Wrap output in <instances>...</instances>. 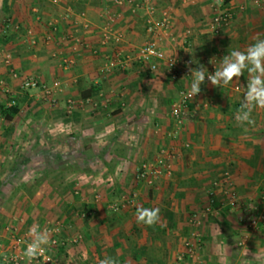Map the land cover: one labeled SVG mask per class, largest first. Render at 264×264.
<instances>
[{
  "label": "crops",
  "instance_id": "0c3cea01",
  "mask_svg": "<svg viewBox=\"0 0 264 264\" xmlns=\"http://www.w3.org/2000/svg\"><path fill=\"white\" fill-rule=\"evenodd\" d=\"M53 1L0 0V51L12 56L8 65L0 58V81L6 84L0 87V106L9 108L15 101L19 107L12 119L0 115V191H21L11 199L0 192V255L10 245L7 228L26 234L34 225L61 223V238L69 243L50 249L53 264H98L106 256L118 264H176L192 231L190 217L198 214L200 254L206 264H264V109L253 110L251 125L241 126L235 118L247 71L239 83L234 78L223 87L205 78L182 135L172 139V105L179 92L190 87L192 76L172 82L165 65L151 73L142 64L101 73L118 52L131 56L156 38L147 29L149 0H138L135 12L114 6L112 0ZM151 2L156 20L164 11L170 14L176 41L164 39L160 45L180 65L191 59L192 68L208 69L205 63L215 58L219 67L231 50L243 51L257 38L264 39V0H231L233 21L219 33L209 29L214 0ZM113 14L117 18L111 22ZM8 22L12 27L7 28ZM106 28L112 35L104 45ZM187 30L194 36L185 41ZM115 35L121 36L119 43ZM64 59L73 61L70 69ZM28 79L47 86L62 82V89L49 98L41 88L23 89ZM86 99L93 102L79 104ZM69 100L76 102L71 114ZM162 148L177 151L179 158L171 176L148 188L136 180L137 170L154 161ZM67 157L78 170L60 176L62 182L71 177V189L60 195L55 191L59 182L53 187L52 177L39 180L61 174ZM79 158L83 160L75 162ZM227 173L241 198L234 209L223 205L219 183ZM77 182L79 196L74 195ZM24 188L38 192L29 196ZM95 193L102 196L100 204L93 201ZM132 193L137 194L135 208L110 210ZM250 201L258 207L256 228L244 221ZM24 205L30 208L21 211ZM139 206L159 207V223H137ZM89 210L96 213L79 216ZM78 234L83 241L73 245L70 240Z\"/></svg>",
  "mask_w": 264,
  "mask_h": 264
},
{
  "label": "built area",
  "instance_id": "2783aa9c",
  "mask_svg": "<svg viewBox=\"0 0 264 264\" xmlns=\"http://www.w3.org/2000/svg\"><path fill=\"white\" fill-rule=\"evenodd\" d=\"M215 15L210 23L209 29L213 33H219L222 29L228 27L233 21V12L229 7V4H226L224 0H214ZM256 4L260 0H254ZM55 4L58 3L57 0L53 1ZM114 6L121 7H130L133 12L139 9L138 0H112ZM146 8L148 12L147 18V29L151 35H154L156 38L144 44L141 48L136 50L131 56H124L123 53L118 52L114 58H110L106 65L101 70V73L106 75L116 71H127L134 64H142L147 66L151 73H157L161 65H165L170 80L172 82H178L181 80H189L191 77V72L189 68L193 67V62L191 59H185L183 64L180 65L174 58H171L167 55L165 49H163L160 43L164 39H168L172 42L176 41L173 24L171 17L168 11L162 13V17L158 20L154 18L156 14V6L152 4L151 0L148 2ZM117 18V15L110 16V21L114 22ZM12 24L8 22L7 28ZM12 27V26H11ZM87 27V25L85 26ZM112 30L106 28L103 34V44L106 45L111 39ZM194 36V31L187 30L185 32V41L190 40ZM50 38V37H49ZM114 41L119 43L121 41L120 35H115ZM0 58L8 65L12 62V56L0 51ZM211 61V60H210ZM207 62L205 65L208 67V72L214 73L215 66L218 67L217 59H215L214 64ZM191 62V63H190ZM63 63L66 68L70 69L73 66V61L64 59ZM207 74V73H206ZM14 78H17L16 73H12ZM207 80V77H206ZM208 81V80H207ZM210 82V81H209ZM0 87L5 88L6 84L4 81H0ZM22 88L32 89V88H41L42 92L47 96H53L55 91H60L62 89V84L60 82H54L51 86L39 85L35 80H25L22 83ZM190 87L182 89L176 100L174 101L171 109V117L174 122V131L170 134L172 139H178L184 130L185 123L190 118V104L196 99L197 96L190 99L187 96V92ZM100 98H103V94L99 95ZM91 99L82 100L79 102L80 105L92 103ZM52 103L55 104L56 100L52 99ZM68 104V113L71 114L73 109L76 106V102L69 100ZM15 101H12L8 104L9 108L15 106ZM96 106V104L94 105ZM190 145L186 144L185 148H189ZM179 158V153L175 150L162 148L154 161L143 163L136 173V180L142 182L148 188H154L157 183L161 181L163 177H169L172 174L175 161ZM222 189V197L224 206L234 209L239 206L241 198L238 195V192L235 188L234 183L231 181L230 175L225 174L224 179L219 183ZM80 183L77 182L75 185L74 195H80ZM137 194L132 193L129 196H123L121 200L111 204L109 206L110 210L114 213H119L128 209L135 208ZM263 201H264V190H263ZM93 201L95 204H100L102 202V196L98 193L94 194ZM246 213L248 214L245 218V222L251 227L256 228V220L254 214L257 212L258 207L251 201L246 206ZM96 212L94 210L84 211L79 216L83 219L92 217ZM264 220V213L263 218ZM189 223L192 227L190 237L184 243V249L177 254L176 264H206L201 253V233L200 228L202 226V219L198 214H193L190 217ZM47 229L51 233V239L55 241L50 248L47 249L44 256L40 257L38 260H34L32 264H53L54 257L50 251L51 248L61 249L69 243L64 238H61L63 233V225L61 223H56L55 225H45L40 228V230ZM2 230H0V237L2 235ZM6 232L9 234L10 245L8 249L2 252L0 255V260L3 264H27V261L23 258V251L26 247V244L30 242V237L26 234H17L15 231L10 228L6 229ZM83 241V236L78 234L70 240L73 245H79ZM244 243L241 242L239 246H243ZM51 258L50 260L48 258Z\"/></svg>",
  "mask_w": 264,
  "mask_h": 264
},
{
  "label": "clouds",
  "instance_id": "9594fccd",
  "mask_svg": "<svg viewBox=\"0 0 264 264\" xmlns=\"http://www.w3.org/2000/svg\"><path fill=\"white\" fill-rule=\"evenodd\" d=\"M217 2L219 3V0ZM214 61L215 58L210 63L215 65ZM189 71L193 78L187 92L190 99L201 92V84L205 82L206 77L212 86L223 87L233 83L234 78L239 83V78L247 71V86L244 87V96L236 113V121L241 126L251 125L254 123L252 119L253 110L256 108L264 109V39L257 38L243 51L231 50L220 60L219 67L215 66L214 73L210 74L203 65H199L198 68H189ZM160 219L159 207L145 208L139 206L136 209V221L139 224L155 226ZM27 235L30 237V242L26 244L23 258L27 264H32L34 260L44 256L47 249L55 244V241L51 239V233L47 229L42 231L36 225L29 228ZM98 264H118V261L114 257L106 256Z\"/></svg>",
  "mask_w": 264,
  "mask_h": 264
},
{
  "label": "rangeland",
  "instance_id": "374dc122",
  "mask_svg": "<svg viewBox=\"0 0 264 264\" xmlns=\"http://www.w3.org/2000/svg\"><path fill=\"white\" fill-rule=\"evenodd\" d=\"M62 83V82H61ZM83 159L82 158H79V159H76L75 160V162H77V161H82ZM85 160V159H84ZM73 160L72 159H68V157L67 158H64L63 159V168H61V174H59V175H46V176H44L43 175V178H40V180L39 181H42V179H45V177H52V178H48V179H52L50 182H53V184L51 185V186H55L56 187V184L59 182V185H58V187H60L59 189H57V190H55L58 194H60V195H65V194H67L68 193V191L71 189V183L69 182L70 180L69 179H71V177H68L69 179L68 180H64L63 182L61 181L62 179H65L67 176H69V175H71V174H75L74 172V169H76L75 167H76V164L75 165H70V163L72 162ZM50 162V161H49ZM48 162V163H49ZM55 163V162H54ZM35 175V174H34ZM34 175H32V177L34 176ZM64 176L63 178H61L60 176ZM67 175V176H66ZM28 178V176L27 175H25V178ZM46 178V179H47ZM73 179H75V176L73 177ZM79 179H80V177H79ZM78 180V179H77ZM67 181V182H66ZM62 182V183H61ZM40 185V184H39ZM37 187V186H36ZM57 187V188H58ZM54 191V190H53ZM1 192V195H3V197L5 198V199H8L9 197H10V199L11 198H16V196H18L19 195V193L21 192L20 190L19 191H15V192H13L12 194H10L9 192H8V190H5V192H3V191H0ZM22 192H24L26 195H29V196H32L33 194L34 195H36V193L38 192V191H35L33 194H32V190L31 189H27V188H24V190H22ZM2 197V196H1ZM34 197V196H33ZM30 208V205H24L23 207H22V210L21 211H27V209H29ZM35 207H37L38 209H39V206L38 205H35Z\"/></svg>",
  "mask_w": 264,
  "mask_h": 264
},
{
  "label": "trees",
  "instance_id": "16d2710c",
  "mask_svg": "<svg viewBox=\"0 0 264 264\" xmlns=\"http://www.w3.org/2000/svg\"><path fill=\"white\" fill-rule=\"evenodd\" d=\"M224 2L226 4H229L231 2V0H224ZM18 113H19V107H18L17 103L15 106H13L11 108H5L3 105L0 106V115L3 116L7 120L12 119L14 116L18 115ZM71 138H72V136H71ZM73 138H75V137H73ZM77 170L78 169H74V171H77Z\"/></svg>",
  "mask_w": 264,
  "mask_h": 264
}]
</instances>
